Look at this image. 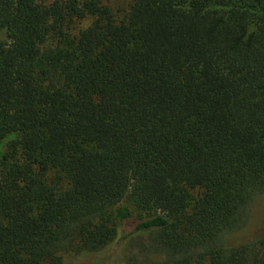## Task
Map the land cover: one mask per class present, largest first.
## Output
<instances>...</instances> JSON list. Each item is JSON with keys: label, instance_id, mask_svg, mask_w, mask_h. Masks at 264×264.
Listing matches in <instances>:
<instances>
[{"label": "trees", "instance_id": "trees-1", "mask_svg": "<svg viewBox=\"0 0 264 264\" xmlns=\"http://www.w3.org/2000/svg\"><path fill=\"white\" fill-rule=\"evenodd\" d=\"M264 0H0V264H264Z\"/></svg>", "mask_w": 264, "mask_h": 264}, {"label": "rangeland", "instance_id": "rangeland-1", "mask_svg": "<svg viewBox=\"0 0 264 264\" xmlns=\"http://www.w3.org/2000/svg\"><path fill=\"white\" fill-rule=\"evenodd\" d=\"M105 3L121 12L126 7L128 0H103ZM264 236V195L257 198L251 208L249 221L246 226L225 236L228 244L236 245L249 242Z\"/></svg>", "mask_w": 264, "mask_h": 264}]
</instances>
